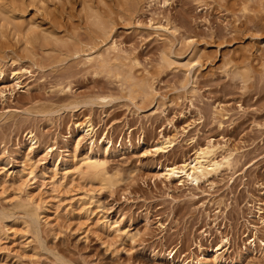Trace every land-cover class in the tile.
Masks as SVG:
<instances>
[{
	"label": "rangeland",
	"instance_id": "1",
	"mask_svg": "<svg viewBox=\"0 0 264 264\" xmlns=\"http://www.w3.org/2000/svg\"><path fill=\"white\" fill-rule=\"evenodd\" d=\"M85 1L0 0L16 20L0 18V172L19 171L25 160L40 173L80 159L90 139L76 127L90 118L98 154L121 181L110 189L74 175L56 191L33 184L43 205L36 236L20 207L26 191L0 179V213L11 216L0 264H264V0H140L130 9L105 0L113 15L104 0H89L108 7L107 37L87 20ZM113 41L124 62L111 65L125 63L133 79L87 61ZM19 67L27 69L20 85L12 81ZM145 80L152 87L143 94L134 84ZM105 137L113 141L106 153ZM208 143L218 160L232 154V164L197 185L164 177L167 165L191 160ZM160 144L169 147L155 152ZM89 193L120 232L78 213L77 199Z\"/></svg>",
	"mask_w": 264,
	"mask_h": 264
},
{
	"label": "bare ground",
	"instance_id": "2",
	"mask_svg": "<svg viewBox=\"0 0 264 264\" xmlns=\"http://www.w3.org/2000/svg\"><path fill=\"white\" fill-rule=\"evenodd\" d=\"M1 1H3V0H1ZM104 1L100 0L99 3H101V2L103 3ZM170 1L171 0H149V2L160 3V4H162V6L169 5ZM88 2L90 3L89 6H87ZM88 2L85 1L86 4L83 3V5H85V7L87 6L86 8L83 6V11L86 9L85 10L86 14H84V15L85 16L87 15V17H86L87 20L89 22L91 21V23L93 24L92 27L98 28V29L95 28L96 31L98 30L97 31L98 33H99V30H100L101 33L104 36L108 35L109 34V27H108V24H107V22L105 20V16L107 14L106 11H108L106 9L108 7L106 9H104L105 8L104 6L105 5L106 6H110L111 10L109 9V12L112 11L113 8H111V7H113V6H111L109 3H106V1H105V3H106L105 5L101 4V6H103V9L101 8L102 9V11H101V10H99V5L100 4L97 5L98 8L96 9V7H94L95 3L93 4V2H92L93 6H91V2L89 0H88ZM138 2H140V0H123L124 5L127 8H129V9L131 8V6L133 4L134 5L136 4V6H137ZM0 4H2V3L0 2ZM4 5H7V3L4 4ZM9 5L10 4H8L7 6H4V7L6 8ZM138 5H139V3H138ZM13 7L10 8L11 11L16 10V9H13ZM118 9L120 10V7ZM131 10L133 11V9H131ZM113 11L115 12L116 10L113 9ZM109 12H108V14H109ZM116 12L118 13V11H116ZM8 13H9V8L8 9H4L3 7L2 8L0 7V18H1V20H2V18L3 19L7 18L8 17ZM113 13H112V15H113ZM122 14H123V16H126L124 14H127V13H122ZM9 15H10V13H9ZM120 15H121V13H120ZM110 17H111V15L110 16L108 15V19ZM11 18H12V16L10 15L9 16V20ZM89 18H90V20H89ZM7 19H6V22L9 23V20L7 21ZM106 19H107V17H106ZM1 20H0V22H1ZM11 21H13V23H14V21H16V20H14L12 18ZM29 22H31L30 26H36V24L39 25L37 22L35 23V21H33V20L29 21ZM19 25L21 26V24H19ZM15 26L16 25H14V27ZM155 28L157 30L169 31V29L166 26L162 25V24H159ZM44 38H46V37H44ZM56 38H55V41H56ZM57 40H58V38H57ZM58 41H56V42H58ZM120 52L121 51L118 48L116 42L113 41L105 49L104 53H99L97 55L90 54L87 57V61L88 62H95L97 64V63H99L98 60H100L101 63L97 64V65L100 66V67H98L99 68L98 70L101 71V72H104L105 70H107V68L108 69L112 68V67H110V66H113V65H111V61H116L118 58H121V60L120 59H118V60H120V62H124L122 60L123 58L121 57L122 55H120ZM111 53H114L113 57L111 56ZM163 56L164 57L167 56L166 53ZM123 57H124V60H125L127 56L126 57L123 56ZM163 58H162V60H163ZM164 59L169 61V58H164ZM127 60H128V58H127ZM166 60H165V62H166ZM131 64L135 65V64H138V62H137L136 59H134L133 62L131 61ZM120 65H122V64H120ZM120 65L119 66L117 65V66L120 67V69L122 70L124 68L123 66L125 65V63L122 65L123 68ZM117 66L116 65L113 66L114 69L117 68ZM131 67L129 65L128 68H131ZM100 68L103 69V70H101ZM19 69H20V67H19ZM22 69H24V68H21L18 71L15 70L13 72L12 81L14 83L18 84V85L21 84V78H22V73H23ZM120 69H116V70H119V73L120 72L122 73V71H123L122 74L127 72L124 69L122 71H120ZM24 71H27V69L25 68ZM129 71H131V70H129ZM114 72H116V71L114 70L112 72L113 75H116ZM131 72L130 73L128 72V73L132 74ZM243 72H244V70H243ZM3 73H4V70L0 66V78L3 76ZM116 73H118V72H116ZM128 73H125V75L126 74L128 75ZM245 73H244V75H245ZM122 74L120 75V77H122ZM128 76L131 77L132 75L131 76L128 75ZM128 76H127V78H128ZM116 77L117 76H115V78ZM117 78H116V80H117ZM134 78H136V77H134ZM122 79H123V77H122ZM147 79L149 80V78H147ZM127 80H126V82H127ZM136 80H137V78H136ZM148 80L138 81L139 84L135 83L134 87H135V85H136V87L140 86L142 88V90L140 92L143 93L146 89H149V88L152 87V83H150L151 81L149 82ZM131 81H133V80L130 79V81H128V82L132 83ZM137 85H139V86H137ZM131 86H129L130 89L132 88ZM134 89H137V88H134ZM134 89H132V92H133ZM130 92L131 91L129 90V92H128L129 96L131 94ZM146 93H148V92L146 91ZM149 93H150V91H149ZM132 95H133V93H132ZM76 128H79V129L81 128V130L83 131L85 137L86 138L88 137L90 139L89 150L80 159L77 160L76 156H74V158L72 160H70V161L64 160V161H61V163L59 161L58 162L55 161V162H53L54 163L53 166L42 170L40 173L36 170V168H35V166L33 164L28 163V160H25V162L23 164V168L21 170H19V171L9 170V168H7L6 166L1 167L0 179H1L2 182L17 185L19 187H22L23 190L26 191L27 199H25V201H23V202H20V207H21V209H23L22 211H23L24 217H25L24 223L28 226V231L34 233L36 236L39 235V231H40L39 230L40 229L39 228V221H40V216H41V213H42V210H40V209L43 207V205L31 193L32 191L30 190L29 187H31L33 184H35L37 182H41L42 185H46L47 187L49 185L51 187V188H49L50 190L52 189V190L56 191V190L59 189V187H66V186H68L70 184H73L75 182V180H76L74 175L75 176L76 175L80 176V178L83 179L84 182H86V184H89V185L90 184L91 185L95 184L94 186H96L98 184V185H102L103 187H107V188H110V189L114 188L121 181L120 172L118 170H113V171L110 170L108 168L109 160H107L105 157L103 158V156H100L98 154V153H101L100 152V148H99V142H98V139L96 138L97 131H98L97 128L98 127L92 122V120L90 118H88L84 123L78 124V126ZM26 137L28 138L29 141H31V144H33V145H36L39 142V140H40L38 135L33 130H30V129L27 131ZM80 137L84 138V136H82V134H81ZM80 141H81V139H80ZM102 142H103L104 147H106L105 150H103V151H105V153L109 152L110 150L113 149V147H112L113 146V141L111 140L110 137L109 138L105 137L104 140H102ZM158 143H159V141H158ZM171 143H172V141H167L166 142V144H169V145ZM164 145L160 144L158 146H155L156 147V151L155 152L164 151V150H166L169 147V145L168 146L167 145L164 146ZM152 148H154V147H152ZM216 150H217V148H216L215 144L208 143V145H206L204 147H199V149L195 153L196 155L193 158H191V160L188 161L187 159H184L183 162H181V163H177L175 161L171 165H167L166 166L165 172L163 171L164 173L162 172V170H161V172H162V174L164 175V177L166 179H171V180L172 179H176V180L181 181V183H183L182 181L188 180V181H190V182H192V183L197 185L200 182L204 181L205 179H208V177L212 173L217 172L222 166H224V165L230 166L232 164V154L223 156L221 160H218L215 157ZM59 165H60V167L58 168ZM164 165L165 164H163V166ZM159 174H160V172L158 173V175ZM76 203H78V206L80 208L78 213L79 214H83L87 218V220H91V222L96 224L98 227H101L102 229H105V230H108V231H112V232H120L122 230L120 228L119 224H118V221L117 220H113L112 216L110 217L109 214L108 215L106 214V213H109L108 212L109 211L108 208H106L105 205H103L97 198L95 199L94 195H91L90 193L89 194H85V198H78ZM111 213H112V211H111ZM0 215H1L0 217H3L1 222H0V237H1L2 234H3L4 228L8 227L7 226L8 224L4 223L3 221H5V219L7 217L9 218L11 216H7V214H2V213H0ZM46 217H47V215H46ZM11 219L15 220V217H13ZM92 220H94V221H92ZM45 221L47 222V224L50 223V221H48L47 219H45ZM224 242H228V240L225 239V240H223V243ZM221 249H222V247L219 246L216 249L215 253H218V251H220Z\"/></svg>",
	"mask_w": 264,
	"mask_h": 264
}]
</instances>
